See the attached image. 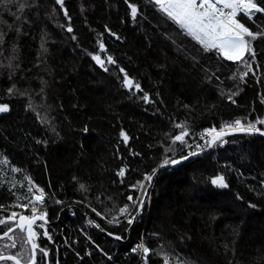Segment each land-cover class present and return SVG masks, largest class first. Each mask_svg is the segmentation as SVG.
<instances>
[{
    "label": "trees",
    "instance_id": "trees-1",
    "mask_svg": "<svg viewBox=\"0 0 264 264\" xmlns=\"http://www.w3.org/2000/svg\"><path fill=\"white\" fill-rule=\"evenodd\" d=\"M130 2L140 10L135 21L124 0H64L70 19L55 0H0V32L6 33L0 44V102L10 105L8 113L0 114V158L9 161L7 167L0 164V205L6 208L0 216L31 214V205L27 210L7 208L18 197L19 203H27L24 177L30 176L46 192V205H37L48 213L46 229L58 233L56 244L64 239L67 245L68 250H59L60 264H138L126 254L141 236L152 249L164 246L174 264H264V137L235 133L224 137L223 146L197 148L205 128L218 130L237 118H264V80L256 78L264 71L249 73L243 84L238 75L228 79L242 69L218 60L215 53L204 54L145 0ZM20 4L26 6L18 12ZM69 26L72 33L66 31ZM105 26L116 35L105 32ZM98 40L105 44L104 53ZM255 47V68L264 70V44ZM90 53L111 55L117 65L106 63L105 72ZM119 67L142 91L122 87ZM13 83L18 92L9 96ZM221 90H240L236 103L228 102ZM29 102L32 107L26 111ZM179 123L189 132L187 144L177 142L165 154L169 137L180 131L173 125ZM121 130L129 137L127 145ZM189 151L199 154L158 172L130 231L122 218L119 225H109L92 211L118 216V208L129 203L127 195L141 194L130 191V185L165 155L179 159ZM12 166L21 171L12 173ZM121 167L126 169L123 179L116 176ZM216 175L224 176L229 187H214ZM80 184L87 190L81 191ZM249 203L257 207L249 208ZM89 220L104 231L89 226ZM109 232L123 239L112 240ZM16 235L19 243L23 234L17 229ZM5 242L0 241V251ZM40 245L48 248L45 241ZM86 250L90 255H84ZM37 261L46 264L40 252ZM149 264H161V258L152 255Z\"/></svg>",
    "mask_w": 264,
    "mask_h": 264
},
{
    "label": "snow or ice",
    "instance_id": "snow-or-ice-1",
    "mask_svg": "<svg viewBox=\"0 0 264 264\" xmlns=\"http://www.w3.org/2000/svg\"><path fill=\"white\" fill-rule=\"evenodd\" d=\"M8 3L11 4V0H8ZM124 3L130 10L129 15L131 19L135 21L140 15L137 4L131 3L130 0H124ZM145 3L154 6L157 11L175 24L180 30L179 34L189 37L196 45H199V48L204 54L215 53L218 60L222 58L224 61H230L235 64L238 70L242 69L238 71V73L236 71L232 72L228 79L232 80L238 75L239 83L243 84L246 82V77L249 73L255 74V72L264 71L260 68H255L258 59L255 44L257 42L264 44V0H145ZM55 4L59 5L60 10L64 12L65 19H70L64 0H55ZM25 6L24 4H20L17 7V11H23ZM81 11H83V8ZM244 18H246V20ZM16 19L19 20L20 17L16 16ZM253 25L255 26L254 28L252 27ZM61 27L64 26L61 25ZM16 31L19 35L20 29L17 28ZM66 31L72 33L73 28L69 26L66 28ZM104 31L110 36L116 35L107 26H105ZM5 35L6 33L0 32V44L4 42ZM119 38V36H116V39ZM72 39L76 40L77 38L73 35ZM97 44L99 45L100 52L104 53L105 44L100 40L97 41ZM13 50L15 51V49ZM90 55L96 65L105 72L109 71L105 66L106 63L108 65H117V62L111 55H105L103 58L100 54L90 53ZM9 67H11V65H9ZM119 72L123 76L122 87L124 89L131 91L134 88L136 92L142 91L140 83L130 78L123 67H119ZM256 78L264 80V76ZM9 79H11V75ZM41 91H43V89H41ZM239 91L240 90L232 91L230 94H224L221 90V95H226L227 101L235 104L236 101L234 97L238 95ZM17 92L18 90L14 83L11 87L7 88L9 96ZM24 94L23 92H19L21 96ZM142 99L146 104L150 102L149 95L146 92L142 96ZM260 103L264 104V96H261ZM31 107V102H29L26 111ZM187 107L188 105H185V108ZM9 111L10 105L6 102H0V114H6ZM37 119H40V117L38 116ZM245 120H248V118H237L231 123L226 121L218 130L216 128H205L201 134V139L204 140V146L197 145V148L203 151L205 146L207 148L223 146V144L226 143L224 137L235 133H243L248 136L258 134L264 137V129L258 127V125H264V118L258 117L254 121L248 120L247 123L244 122ZM173 126L180 131L169 137L171 143L165 148V154L169 151H174L172 145L177 142L181 145L187 144L185 137L189 135V132L185 126L182 123L174 124ZM82 131L87 133L88 128L84 127ZM57 135L59 134L57 133ZM119 135L125 145H127L129 140L128 135L123 130L120 131ZM165 135L168 136L169 134L165 133ZM41 143H47V141L36 140V144ZM130 154L134 156L139 155L137 152H131ZM198 154L197 151H189L187 156H181L179 159L168 158L167 155L162 157L160 163L156 167H153L150 173L144 174L142 180H137L136 184L129 186L130 191L135 192L136 189H139L141 194L127 195V201L129 203L118 208V216L112 215L111 218H107L94 208L92 211H94L100 219L106 220L109 225H119L121 220L118 217L122 218L128 226V228H125V231H128L139 218V213L142 211L147 200V189L151 186L153 177L157 175L158 169L168 165H178L182 161L187 160L189 156ZM0 164L7 167L9 164L7 157L0 158ZM10 170L12 173L21 171L20 168L15 166H12ZM125 172L126 169L121 167L116 172V176L123 179ZM24 179L27 180L29 185L27 191L30 196L27 197V203H19L20 197H18V202L8 205L7 208H22L27 210L29 209V205H31V214L28 215L10 211L6 217L0 216V231H2L0 241H7L3 244L4 251H0V262H3V264H8V262H11V264H38L37 252L42 253L45 260L49 256L48 250L42 247L38 242V236L40 235L39 230H43L42 235L48 239L49 243L52 242V237L46 229V225L49 223L48 213L43 210H37V205L41 207L46 205V192L44 188L34 183L30 176H25ZM73 179L75 180V177H73ZM211 184L220 189L229 187L226 178L221 175L214 176L211 179ZM260 187L264 188V180H261ZM79 188L81 191L87 190L84 184H80ZM47 198L54 199L56 204L63 203V201L56 199L54 196H49ZM97 199H99V197H97ZM237 199L239 200L241 197L237 196ZM76 203H79V201ZM85 207H89V205H85ZM115 207L116 206L113 205V208ZM248 207L255 209L257 205L249 203ZM4 210H6L5 206L0 205V211ZM37 221H41V223L37 224ZM87 224L100 231H104L99 224L91 220L87 221ZM17 229L23 234L19 243L16 235ZM108 235L116 241L123 239L121 235L112 232H109ZM72 243L75 244L76 241H72ZM89 243H91V241H89ZM97 250L99 251V249ZM131 251L140 256L142 264H149L152 255L159 256L161 258V264H174V262L170 260L169 253L164 246L152 249L145 244L143 237H141L140 242L137 243ZM77 255L79 256V253H77ZM84 255L87 256L90 255V253L85 251ZM108 258L111 259L110 256ZM181 264H187V262L181 261ZM229 264H231V262H229Z\"/></svg>",
    "mask_w": 264,
    "mask_h": 264
},
{
    "label": "built area",
    "instance_id": "built-area-1",
    "mask_svg": "<svg viewBox=\"0 0 264 264\" xmlns=\"http://www.w3.org/2000/svg\"><path fill=\"white\" fill-rule=\"evenodd\" d=\"M49 235L52 237V242H51V243H49L48 239L45 238V237H43V235H42L41 233H40V235L38 236V242H40L41 239H44V240L47 242V244H48V248H47V250H48L49 254H54V255H55V263H54V264H59V259H58L59 250H60V249H63V247H64V245H65V240L63 239V243H64V244H56V242H55V238L58 236V233H55V234H49ZM86 237H87V236L85 235V238H86ZM141 237H142V236H141ZM140 239H141V238H140ZM86 240H87L88 242L91 241V239L88 238V237H87ZM139 242H140V240H139ZM139 242H138V243H139ZM91 244H93L92 241H91ZM136 244H137V243H136ZM136 244L133 245V246L130 248L129 253H127L126 255L129 254V255H131V256H134V257L136 258L137 263H138V264H142V261H141L140 256L134 254V253L131 251L132 248L136 246ZM93 246L96 247L94 244H93ZM98 253H101V252L98 251ZM106 257H107V256H106ZM107 259H108V258H107ZM79 261H80V260H79Z\"/></svg>",
    "mask_w": 264,
    "mask_h": 264
},
{
    "label": "water",
    "instance_id": "water-1",
    "mask_svg": "<svg viewBox=\"0 0 264 264\" xmlns=\"http://www.w3.org/2000/svg\"><path fill=\"white\" fill-rule=\"evenodd\" d=\"M243 134V133H242ZM254 135H258V134H254ZM227 137V136H226ZM189 159V158H188ZM187 159V160H188ZM187 160H184V161H182L180 164H178V165H175V166H172V165H168V166H166V167H164V168H160L159 170H158V172L160 171V170H171V169H175L177 166H179V165H181L182 163H184L185 161H187ZM158 172H157V174H158ZM157 176V175H156ZM155 176V177H156ZM155 177H153V180L155 179ZM152 184H153V182H152ZM152 184H151V186L147 189V191L149 192V190L151 189V187H152ZM146 202H147V200H146ZM145 205H146V203H145ZM145 205H144V207H145ZM144 207H143V209H144ZM143 209H142V211H143ZM142 211L139 213V215L142 213ZM37 222H41V221H37ZM135 224V223H134ZM134 226V225H133ZM132 226V227H133ZM131 227V228H132ZM131 228H129V231H130V229ZM95 229H97V228H95ZM99 232H102V231H100L99 229H97ZM112 240H114V239H112ZM116 241V240H115Z\"/></svg>",
    "mask_w": 264,
    "mask_h": 264
},
{
    "label": "bare ground",
    "instance_id": "bare-ground-1",
    "mask_svg": "<svg viewBox=\"0 0 264 264\" xmlns=\"http://www.w3.org/2000/svg\"><path fill=\"white\" fill-rule=\"evenodd\" d=\"M137 221V220H136ZM38 223V222H37ZM41 223V222H40ZM49 226V225H48ZM47 228V227H46ZM42 231L43 230H39V232L42 234ZM49 231V234H55L56 232H54V230L52 229L51 231L50 230H48ZM41 241H45L44 239H41ZM46 242V241H45ZM40 243V242H39ZM65 247L63 248V250H65V249H67L68 250V248H67V245L65 244L64 245ZM95 249L97 250L98 249V247L96 246L95 247ZM87 252H90L89 250H86ZM98 251V250H97ZM99 252H101V250H99ZM58 259H59V255H58ZM79 259H81V258H79ZM55 263V255L54 254H52V262H51V264H54ZM59 264H60V260H59Z\"/></svg>",
    "mask_w": 264,
    "mask_h": 264
},
{
    "label": "flooded vegetation",
    "instance_id": "flooded-vegetation-1",
    "mask_svg": "<svg viewBox=\"0 0 264 264\" xmlns=\"http://www.w3.org/2000/svg\"><path fill=\"white\" fill-rule=\"evenodd\" d=\"M40 222H38L37 224H39ZM49 225V224H48ZM46 225V227L48 226ZM46 264H51L52 262V254H49L48 258L45 260Z\"/></svg>",
    "mask_w": 264,
    "mask_h": 264
},
{
    "label": "rangeland",
    "instance_id": "rangeland-1",
    "mask_svg": "<svg viewBox=\"0 0 264 264\" xmlns=\"http://www.w3.org/2000/svg\"><path fill=\"white\" fill-rule=\"evenodd\" d=\"M247 55V54H246ZM197 143H199V145H201V146H204V140L203 139H201V136H198V141H197ZM206 147V146H205ZM204 147V148H205ZM139 193H140V190L138 191Z\"/></svg>",
    "mask_w": 264,
    "mask_h": 264
}]
</instances>
